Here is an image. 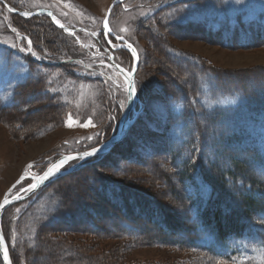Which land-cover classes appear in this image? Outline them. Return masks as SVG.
I'll return each instance as SVG.
<instances>
[{
	"label": "rangeland",
	"instance_id": "374dc122",
	"mask_svg": "<svg viewBox=\"0 0 264 264\" xmlns=\"http://www.w3.org/2000/svg\"><path fill=\"white\" fill-rule=\"evenodd\" d=\"M113 1L6 0L26 11L50 9L58 23L88 30L96 35L95 38L84 30L77 31L75 36L63 31L48 33L47 25L21 16L11 17L12 13L0 4V107L16 106L14 111H0V202L6 195L9 198L26 190L27 182L32 181L36 171L43 172L60 156L98 146L108 135L115 133L125 106L126 83L109 64L108 53L104 50L106 45L99 34L105 13ZM108 22L114 36L130 43L139 52L134 83L141 99L134 102L130 114L133 126L127 138L107 157L106 167L96 170L110 183L142 193L166 206L176 199L174 209L183 220L182 217L189 213L185 199L178 202L183 187L179 179H175L176 172L169 162L165 146L167 138L163 133L169 105L162 97L161 89L166 85L164 69L170 67L163 60L168 52L164 42L176 52L170 51L194 55L213 68L247 70L262 67L264 48H224L196 39H182L180 31L171 29L173 25L187 23L200 24L211 31L223 25L231 28L237 22L264 25V0H243L242 4L235 0H125L112 9ZM24 30L32 33L42 58L67 63L59 68H43L31 62L27 56L28 45L21 40L20 31ZM112 41L116 45L119 43ZM122 52L115 54V58L124 72L129 73L132 61ZM172 65L182 67L174 61ZM31 82L43 85L39 94L30 90L26 94L27 89L22 86ZM19 100L24 101V106L18 107ZM224 102L232 103V98L222 99L221 103ZM58 112L55 119L53 116ZM69 119L71 126H67ZM203 155L206 157L207 154L203 152ZM74 162L77 160L70 164ZM166 174L168 178L164 176ZM168 181L177 185L176 194L168 188ZM94 185L96 183L88 181L84 174H76L36 192L23 208L7 211L1 229L12 252L10 264H104L111 249L118 247L124 248L119 249L118 264H181V260L189 264L188 258L192 260L191 264H228L205 257L197 261L192 252L178 253L170 248L124 246L126 238L121 236L117 240H95L90 234H81V230L91 231L90 225L102 221L100 224L108 233L120 226L119 222L113 218L94 220L88 216L90 212L79 213L74 205L71 214L76 219L72 223L61 222L58 230L45 229L59 217L57 210L64 196L78 198L87 191L89 197L83 196L84 202H95L91 191ZM171 205L175 207L174 203ZM262 217V214L255 215L253 223L257 224L255 230L264 235ZM73 228L77 231L69 233ZM148 232L159 237L155 230ZM53 239L68 242L62 243L61 248L60 244L54 245ZM69 241L85 245L96 243L97 246L94 251L87 250L80 256L69 251L72 249ZM236 248L239 252L231 257L229 264H264L263 245H254L246 252V247L239 244Z\"/></svg>",
	"mask_w": 264,
	"mask_h": 264
},
{
	"label": "trees",
	"instance_id": "16d2710c",
	"mask_svg": "<svg viewBox=\"0 0 264 264\" xmlns=\"http://www.w3.org/2000/svg\"><path fill=\"white\" fill-rule=\"evenodd\" d=\"M7 3L12 8L23 11ZM10 16L20 17L14 14ZM26 19L47 25L45 30L48 33L62 32L54 27L46 16ZM171 30L180 31L179 37L182 39H196L224 48L239 50L264 48L262 23L237 22L231 28L223 25L213 31L200 24L187 23L173 25ZM20 34L29 40L31 50L36 54L37 59L27 54L31 62L43 68H59L67 63L64 60L42 58L32 33L24 30L20 31ZM100 38L103 41L102 35ZM164 39L167 40L166 37ZM22 41L25 43L24 39ZM164 43L168 52L165 53L166 57H163V60L169 63L170 67L164 69L166 85L164 84V88L161 89L162 97L169 105L163 133L167 138L166 153L176 172L175 179H179L183 187L182 198L178 202L185 199L189 216H183L186 217H182L183 220L179 219V213L175 210L177 200L174 198L171 202L175 207L171 205L172 203L166 206L142 193L130 189L127 191L118 184L110 183L96 170L106 167L107 157L120 145L118 144L108 153L94 157L74 170L57 176L38 191L39 193L61 180L75 177L76 174L77 176L84 174L88 181L96 183L91 188L96 198L95 202H84L85 199L82 197L86 195L89 197L87 191L79 194L78 198L64 196L57 210V213H60L59 217L55 219L53 225L50 224L51 226L45 229L58 230L57 226L61 222L72 223L73 219H76L72 218L71 214L74 205L79 213L87 214L86 210L90 212L88 216L94 217V220L113 218L119 222L120 226L108 233L100 224L101 220L100 223L90 225L91 231L81 230V234H90L95 240L102 238L117 240L121 236L126 238L124 246L131 244L137 249L170 248L178 253L192 252L197 261L205 257L229 264L232 262L231 257L239 252L236 248L238 244L264 246V235L255 230L257 224L253 223L255 215L264 216V66L247 70L217 69L194 55L174 53L170 51L173 49ZM122 53L132 61L126 51ZM116 61L119 63L117 59ZM173 61L182 67H174ZM22 87L27 89L26 94L29 90L39 94L43 85L31 82ZM136 89L137 98L141 99L140 92L138 88ZM227 98H232V103H221L222 99ZM23 103L24 101L19 100L18 107L24 106ZM14 107L15 104L2 106L0 111H14ZM58 116L59 112L53 117L57 119ZM110 137L111 134L104 141ZM203 152L207 154L206 157ZM41 172L36 171L35 174L39 175ZM164 176L168 178L167 174ZM86 181L87 178L83 183L86 184ZM168 182V188L175 193L177 185ZM87 185L89 186L88 182ZM24 203L10 206L5 210L1 226L7 211L21 209ZM259 225L264 226V222ZM150 230H155L159 237L150 234L148 232ZM76 231L77 229L73 228L69 233L73 234ZM66 239H53L54 245L60 244L62 248V243L68 242ZM247 240L251 243L247 244ZM5 241L12 261L9 241L7 238ZM70 244L72 249L69 248V251L80 256L85 255L87 250L94 251L97 246L96 243L85 245L75 241H71ZM122 248L111 249V254L107 256L104 264H118V257L121 256L119 249ZM188 259L187 262L191 264L192 260ZM181 264H186L185 260H181Z\"/></svg>",
	"mask_w": 264,
	"mask_h": 264
},
{
	"label": "water",
	"instance_id": "95a60500",
	"mask_svg": "<svg viewBox=\"0 0 264 264\" xmlns=\"http://www.w3.org/2000/svg\"><path fill=\"white\" fill-rule=\"evenodd\" d=\"M123 1L124 0H114L109 5V7H108V9H107V11L105 13L104 19L102 21L101 30H102L103 34H107L108 33L109 35H112V33L110 31V28H109V24H108L109 23L108 22L109 21V17H110V14H111V11H112L113 7L118 5L119 3L123 2ZM0 2L6 8H8V5H7L6 2H4L3 0H0ZM11 12L15 13V14H20V15L23 14L25 16L47 15L54 26H56L57 28H61L62 30H67L66 27L58 26V25L55 24L52 12L47 10V9L37 10V11H34V12H24V13H20V12H17L15 10H13ZM116 40H118L119 42L122 43V46L120 48H122L123 50L128 51L131 54V57H132V68H131V71L128 73L127 76L125 75V73L118 66L114 65L111 62L113 67L124 77V79L126 81V104H125L124 111H123V114H122V117H121V120H120L119 129H118L116 135L112 139H110L108 142H106L104 145H102L100 147H97V148L101 149L99 152H97L93 156L85 158L83 161H85V160H87L89 158H92V157H94L96 155H99V154H102V153H105V152L111 150L116 144H118L119 142L122 141V139L125 137L128 129L130 128V126L132 125V122H133L132 120H130V114L132 112V108H133L134 102L136 100V95H135V97L132 100L128 99V81L129 80L134 81V76H135V73L137 71L138 62H139L138 53H137L136 49L134 48V46L131 45L130 43L125 42V41H123L122 39H119V38H116ZM133 51H135V53H136L135 56H133ZM91 150L92 149L87 150V151H91ZM87 151H83V152L74 153V154H71V155H65V156L59 157L57 160H55L53 163H51L41 175H39L35 179V181L33 183H37L38 184L37 188L31 189V187H30L29 189H31V190L28 189L25 193H23V194H21L19 196L8 198L9 202L6 205H4L3 208H0V236H3L2 232H1V219H2L3 212L5 211L6 208H8L9 206H11L13 204H16L18 202H22V201L26 200L27 198L32 196L35 192H37V190H39L42 186H44L47 183L48 179L51 178L53 175L51 177H49L47 180H45L43 183H39V177L43 176L44 173L47 172L48 169L50 167H52L54 164H58L60 160L65 159L66 157H78L80 154H82L84 152H87ZM74 160H77V164H80V163L83 162V161L78 160V159H71V160H68V162L65 165H67L68 163H70L71 161H74ZM65 165H63V166H65ZM71 169H69V170H67L65 172H69ZM56 173H58V172H56ZM3 202L4 201H2L0 204H3ZM5 251H7V253H8L6 242L3 239V240H0V259H1L2 264H10L9 255H8L7 261L4 258Z\"/></svg>",
	"mask_w": 264,
	"mask_h": 264
},
{
	"label": "snow or ice",
	"instance_id": "6c2138e0",
	"mask_svg": "<svg viewBox=\"0 0 264 264\" xmlns=\"http://www.w3.org/2000/svg\"><path fill=\"white\" fill-rule=\"evenodd\" d=\"M235 2L237 4H242L243 3V0H235ZM135 55H136V53H135V51H133V56H135ZM136 92H137V89H136V86H135L134 81L129 80L128 81V99L129 100H132L135 97ZM121 107H123V105ZM71 125H72V121H71V119H69L67 126H71ZM89 139H91V138H89ZM100 150L101 149H99V148L93 147L91 151L84 152V153L80 154L78 157H66L65 159L60 160L58 164H54L52 167H50L48 169L47 172L44 173L43 176H40L39 177V183H43L45 180H47L49 177H51L52 175H54L56 172H59L60 168L63 165H65L68 162V160L78 159V160L83 161L85 158L95 155ZM17 183H20V181H17ZM13 187H15V185H13ZM37 187H38V184L37 183H33L31 185V189H35ZM31 189H29V190H31ZM10 191H11V189H9V192ZM8 202L9 201H8V198H7V195H6L5 198H4L3 204H0V208H3L4 205H6ZM3 239H4V237L3 236H0V240H3ZM4 258L7 261V259H8V253H7V251H5V253H4Z\"/></svg>",
	"mask_w": 264,
	"mask_h": 264
},
{
	"label": "bare ground",
	"instance_id": "6f19581e",
	"mask_svg": "<svg viewBox=\"0 0 264 264\" xmlns=\"http://www.w3.org/2000/svg\"><path fill=\"white\" fill-rule=\"evenodd\" d=\"M113 39V38H112ZM31 198V197H30Z\"/></svg>",
	"mask_w": 264,
	"mask_h": 264
}]
</instances>
